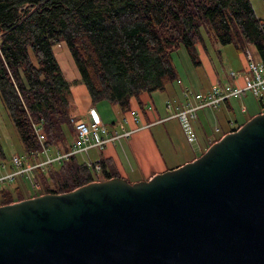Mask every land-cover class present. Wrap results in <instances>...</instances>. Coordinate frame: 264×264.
I'll return each instance as SVG.
<instances>
[{
    "label": "trees",
    "instance_id": "16d2710c",
    "mask_svg": "<svg viewBox=\"0 0 264 264\" xmlns=\"http://www.w3.org/2000/svg\"><path fill=\"white\" fill-rule=\"evenodd\" d=\"M203 30L237 53L253 47L264 63V20L251 0H0V100L27 156L34 159L44 147L68 153L75 140L72 82L54 45H66L91 104L107 102L125 113L132 100L177 81L175 50L184 47L200 65L196 46H203ZM34 125L42 128V143ZM77 156L35 170L41 195L117 177L100 161L97 179ZM24 199L0 188V206Z\"/></svg>",
    "mask_w": 264,
    "mask_h": 264
},
{
    "label": "water",
    "instance_id": "95a60500",
    "mask_svg": "<svg viewBox=\"0 0 264 264\" xmlns=\"http://www.w3.org/2000/svg\"><path fill=\"white\" fill-rule=\"evenodd\" d=\"M0 264H264V112L147 181L0 206Z\"/></svg>",
    "mask_w": 264,
    "mask_h": 264
},
{
    "label": "crops",
    "instance_id": "0c3cea01",
    "mask_svg": "<svg viewBox=\"0 0 264 264\" xmlns=\"http://www.w3.org/2000/svg\"><path fill=\"white\" fill-rule=\"evenodd\" d=\"M198 45L202 48L200 44ZM198 45L196 46L197 55ZM245 49L250 51L252 57L256 61H261L253 47L248 46ZM254 52L256 56L254 55ZM60 53L64 56V52L61 51ZM239 54L244 56V51ZM201 66L205 70V80L198 78L196 72L192 73V83L196 88H200L201 91L196 89H184V91L178 92V90H176L177 86H170L169 91L170 93H174V100H177V104L185 103L184 93L187 91H199L205 93L217 83H228L233 87H242L245 81L250 78L247 63L238 71V75L235 73L236 78L226 76L222 79L217 71L213 70L206 59ZM61 71L65 79L72 82L70 93L73 120L81 119L87 121L89 119L88 112L94 110L105 126L114 127L119 124L122 117L128 113H120L116 108L106 106L103 102H99L96 105L91 104L87 89L84 85L81 87L82 84L79 82L80 77L77 69V72L74 70L72 71V68H69V71H64L61 68ZM208 81L210 82V87H208ZM74 85L76 87L73 88ZM166 89L165 91H167ZM175 92L177 93L175 94ZM154 94L144 93L139 96L137 100H132L131 102V109L129 111L136 112L140 119L137 131L133 132L127 139L121 140L117 145L109 146L99 153H96L91 162L98 163L101 161L105 165L106 172L109 174H116L118 178L125 179L129 183L147 181L155 174L176 169L195 160L201 156L210 145L221 137L237 130L252 117L264 112V95L260 98L255 97L256 99H259V106L250 105L248 109L243 107L245 106L243 100L241 109L243 114H237L233 121L227 120L224 128L217 127V125L220 126V120L216 113L223 107L229 114H231V112L234 111V106H237V102L235 101L234 103L232 101L238 99V97L229 98L223 101L217 109H200L197 112L196 120L193 122L196 142L189 144L180 128L179 122L176 119L170 118L173 114V110L166 109V104L169 102H164V100H161L159 96H155ZM245 94L251 95L248 92H244L239 98ZM127 127L133 128L134 125L130 122ZM52 149L53 148L49 149L51 157H55L58 152H61L58 148H54V150ZM85 156L86 160L87 158L90 159L88 153L85 154ZM44 160L45 157L41 154L36 157V162H42ZM6 166L7 169L4 170L2 174L11 172V165L9 162L6 163ZM30 175L34 177V170L30 172ZM21 178H25L27 182L32 185H30L31 191L26 193V195H23L22 191L19 190L18 185L16 186L15 190H17L22 197L29 199L41 195L40 189H35L33 187L34 183L31 182L26 175ZM21 178L16 177L14 181L10 183H22L23 180ZM0 188H4V186Z\"/></svg>",
    "mask_w": 264,
    "mask_h": 264
},
{
    "label": "built area",
    "instance_id": "2783aa9c",
    "mask_svg": "<svg viewBox=\"0 0 264 264\" xmlns=\"http://www.w3.org/2000/svg\"><path fill=\"white\" fill-rule=\"evenodd\" d=\"M246 58L247 69L250 74V78L247 79L242 87H233L228 83L213 85L207 92L199 91H187L184 93V104L167 103L166 109L173 110V114L170 118L176 119L179 122L180 128L189 144L196 142V135L193 128V122L197 118V112L203 108L217 109L221 103L229 98L239 97L242 93L248 92L256 98H260L264 93V63L256 61L248 49L244 51ZM230 77L236 78L235 73H231ZM89 119L85 120H73L74 136L75 140L72 148L68 153L58 152L55 157H51L49 149L44 147L36 155H43L45 160L42 162H36V157L25 158L22 156H12L9 160L11 165V172L2 174L7 169L5 163H0V187L8 182L14 181L16 177H24L25 175L33 182L35 189H40L36 183L35 170L41 169L42 172L47 171V167L54 163H58L63 159H67L72 155L87 154L90 149L104 150L109 146H115L121 142V140L127 139L133 132L137 131L138 124L140 122L139 116L134 111H129L122 117L119 124L114 127L105 126L99 116L94 110L88 112ZM132 123L133 128H128V124ZM33 130L37 140L42 143L45 138L42 133L40 125H34ZM218 131V130H216ZM86 165L89 168L94 169L96 177L101 176L100 166L91 162L88 158L85 160ZM34 170V177L30 175V172Z\"/></svg>",
    "mask_w": 264,
    "mask_h": 264
},
{
    "label": "rangeland",
    "instance_id": "374dc122",
    "mask_svg": "<svg viewBox=\"0 0 264 264\" xmlns=\"http://www.w3.org/2000/svg\"><path fill=\"white\" fill-rule=\"evenodd\" d=\"M253 11L258 19L264 20V3L262 0H251ZM203 33V46L202 48L198 45V59L200 62L199 66H194L193 63L190 60V57L188 56L187 51L184 47H180L179 49L175 50L172 55V65L174 66L178 79L177 81L169 84L167 91L163 92H155V96H159L161 100H164V102L168 101L171 103L177 104V100H174V93H170L169 88L171 85L177 86L178 92L184 91V89H190V90H200V88H196L192 83V73L196 72V75L198 78H201L205 80L204 74L205 70L201 66L205 59L210 63L213 70H216L217 73L220 75L221 79L225 78L226 76L230 77V74L238 73L239 70H241L245 64L246 59L245 55H241L235 51L232 45H221L218 43L214 38L209 36L202 31ZM64 52V56L60 52ZM53 52L56 56V59L59 61L61 68L64 71H69V68H72V71L75 72V66L72 61L71 55L64 43H60L58 45L53 46ZM255 55V52H254ZM256 56V55H255ZM68 58V59H67ZM67 59V61H66ZM64 63V64H63ZM78 74V73H77ZM238 75V74H237ZM208 81V87H210ZM81 85V84H80ZM76 87L75 85L73 88ZM83 87V85H81ZM177 92H175L176 94ZM183 93V92H182ZM264 95V94H263ZM81 97V96H80ZM264 97V96H263ZM70 100H71V94H70ZM244 100V101H243ZM237 102V106H234V111L229 114L225 108H221L219 111H217L216 114H218L219 120H220V126L217 125V127H224L227 120L233 121V119L236 117L237 114L242 115L243 112L241 111L242 105L244 104L245 109H248L250 105H258L259 106V99H256L252 95L245 94L241 96L238 99L233 100L232 102ZM243 101V104H242ZM102 103V102H101ZM106 106L116 108L118 112L122 113L118 106L116 105H110L107 102H103ZM248 115V114H245ZM213 127V126H212ZM0 144L2 147V151L4 154V159H0V163H8L9 160L12 158V156H22L25 158H28L27 154L25 153L23 146L21 144V141L19 139V136L13 126V123L8 116L7 111L5 110L1 100H0ZM54 150V148L52 149ZM97 149H90L88 151V156L90 157L91 161L94 159L96 153H99ZM55 153V152H54ZM201 155V154H200ZM80 161H85L86 156L85 154L78 155L77 156ZM88 159V158H87ZM23 181H22V180ZM20 180L22 183H15L12 184L10 182L6 183L4 188L11 192V194H15L17 191H15L16 186H19V190L22 191L23 195H26L29 191H31V183L29 184L25 178H21ZM25 181V182H24ZM31 185V186H30ZM16 197L15 195H13Z\"/></svg>",
    "mask_w": 264,
    "mask_h": 264
}]
</instances>
